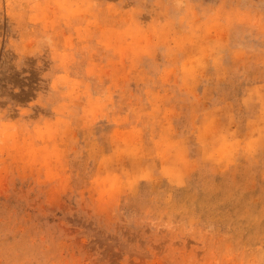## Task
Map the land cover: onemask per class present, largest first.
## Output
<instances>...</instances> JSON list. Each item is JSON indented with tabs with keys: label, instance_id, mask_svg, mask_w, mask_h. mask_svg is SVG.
<instances>
[{
	"label": "rangeland",
	"instance_id": "rangeland-1",
	"mask_svg": "<svg viewBox=\"0 0 264 264\" xmlns=\"http://www.w3.org/2000/svg\"><path fill=\"white\" fill-rule=\"evenodd\" d=\"M0 264H264V0H0Z\"/></svg>",
	"mask_w": 264,
	"mask_h": 264
},
{
	"label": "clouds",
	"instance_id": "clouds-1",
	"mask_svg": "<svg viewBox=\"0 0 264 264\" xmlns=\"http://www.w3.org/2000/svg\"><path fill=\"white\" fill-rule=\"evenodd\" d=\"M42 43L44 44V46H50L51 45V39H46L45 41H42Z\"/></svg>",
	"mask_w": 264,
	"mask_h": 264
}]
</instances>
